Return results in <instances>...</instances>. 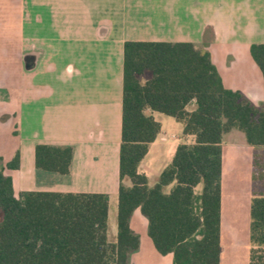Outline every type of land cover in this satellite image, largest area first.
<instances>
[{"label":"crops","instance_id":"obj_1","mask_svg":"<svg viewBox=\"0 0 264 264\" xmlns=\"http://www.w3.org/2000/svg\"><path fill=\"white\" fill-rule=\"evenodd\" d=\"M127 42L192 44L208 52L225 89L260 107L264 79L250 47L264 45V0H0V131L8 129L0 132L3 167L19 154V169L4 175L15 195H107L109 243L117 234ZM155 113L160 133L138 167L149 186L179 144H194L172 118L179 132L164 131ZM37 145L70 147L69 174L37 170ZM221 152L219 264H249L250 204L264 195L257 192L254 163L264 147L248 145L232 130L222 137ZM129 228L139 238L129 264H172L171 254L155 250L139 209Z\"/></svg>","mask_w":264,"mask_h":264},{"label":"trees","instance_id":"obj_2","mask_svg":"<svg viewBox=\"0 0 264 264\" xmlns=\"http://www.w3.org/2000/svg\"><path fill=\"white\" fill-rule=\"evenodd\" d=\"M250 55L264 79V45H252ZM151 112L181 123L194 144H179L149 186L138 167L160 133ZM232 130L264 147V105L225 89L208 52L188 43H125L116 242L107 241V195H15L4 170L19 169L16 153L0 169V264H129L139 247L129 228L137 209L155 250L171 254L172 264H219L221 141ZM71 160L70 147L34 150L43 172L68 175ZM249 239V264H264V197L251 201Z\"/></svg>","mask_w":264,"mask_h":264},{"label":"rangeland","instance_id":"obj_3","mask_svg":"<svg viewBox=\"0 0 264 264\" xmlns=\"http://www.w3.org/2000/svg\"><path fill=\"white\" fill-rule=\"evenodd\" d=\"M148 78H149V75L144 74L141 77L140 81L144 82ZM154 116H155V119L163 125L164 131H166L168 134H170V133L177 134L179 132L178 128L181 125H179V124L175 125L174 121L170 117H167V116H165L163 114H159V113H155ZM7 130L8 129L3 128L0 132L5 133ZM237 132L240 133V135L243 134L242 132H239V131H237ZM224 141H226V140H224ZM226 153H227V155H229L230 154L229 150H227ZM261 154H264V153L258 152L256 154L258 159H256V161L254 163V165L256 166L254 173L257 175L254 178V182H255V185L257 186V189H258L257 192L259 193V196L262 195V194L260 195V192L264 191L263 190L264 189V155L262 156ZM2 162H3L2 158H0V169L3 167ZM201 189H202V186L199 185L197 187V189L195 190V192L196 193L201 192ZM263 196H261V197H263Z\"/></svg>","mask_w":264,"mask_h":264}]
</instances>
